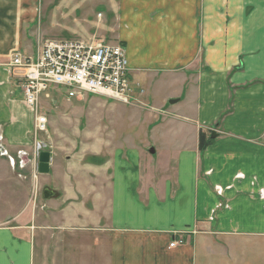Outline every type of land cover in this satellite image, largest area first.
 <instances>
[{
  "label": "crops",
  "instance_id": "0c3cea01",
  "mask_svg": "<svg viewBox=\"0 0 264 264\" xmlns=\"http://www.w3.org/2000/svg\"><path fill=\"white\" fill-rule=\"evenodd\" d=\"M260 1H233L231 37L240 41L230 49L231 62L210 64L188 86L186 74L172 73L194 64L186 34L196 38L198 18L188 13L190 31L186 0H120L114 38L126 50L131 78L177 79L178 90L157 100L172 117L149 130L152 162L172 175H143L137 149L129 161L118 153L113 165L82 161L69 174L51 156L49 173L38 172V204L0 226V264H264ZM221 4L206 9L205 38L224 36ZM45 16L40 0H0V149L11 154L32 150L33 113L9 64L16 53L35 56L49 33L39 25ZM207 133L216 138L201 150L200 134Z\"/></svg>",
  "mask_w": 264,
  "mask_h": 264
},
{
  "label": "rangeland",
  "instance_id": "374dc122",
  "mask_svg": "<svg viewBox=\"0 0 264 264\" xmlns=\"http://www.w3.org/2000/svg\"><path fill=\"white\" fill-rule=\"evenodd\" d=\"M40 1L46 8V16L39 25L49 31L40 43L48 39L73 40V36H76L79 37L78 39L95 38L100 43L120 45L114 38L117 28L115 8L120 4V0ZM233 1L235 0H186V21H188L186 25L190 31H193V23L188 13L191 16L196 14L194 16L198 18L196 38L191 39L189 33L186 34V41L190 43L186 47L190 54L188 60L194 64L186 66V71L172 73H175L173 76L176 77L186 74V79L190 81L188 86L196 85L197 77L202 71L211 68L210 64L216 61H223L225 64L231 62L230 49L240 41L231 37L230 29L235 24H233ZM215 2H222L221 6L217 5L216 11L219 19L223 20L224 36L205 38L204 21L209 17L206 9L214 7L209 4ZM259 3L261 5L262 0ZM192 6H195L194 11ZM259 9L261 11L262 8ZM51 33L53 36L50 35ZM213 49L217 50V53L213 58L215 61L212 59L210 61L209 52L214 51ZM237 70L238 68L234 67L232 73ZM13 73L14 70L11 69L14 77ZM160 73L163 75L164 72ZM132 78L131 91L125 101L86 92L71 98L68 89L51 88L48 97L42 96L38 109L39 114L42 113L48 119L47 131L43 133L35 132V111L28 106L33 113L32 150L11 154L0 149V226L6 225L20 214L27 204L35 207L40 200L42 193L38 181L39 154L37 153L39 144L42 145L43 151L46 150L50 153V157L56 160L61 166L59 172L62 171L64 174L70 173L71 165L82 166V161L85 164L110 161L113 165L114 160L118 159V153H121V159L129 161L131 152L137 149L142 153L140 164L143 175L149 178L156 175L157 180L172 175L171 170L166 171L167 168L162 169L152 162L153 157L149 152L152 146L149 142V130L172 117L171 112L159 109L157 100L165 97L173 87H177L173 82L175 78L171 79L170 84L165 80L164 83L152 79L151 76L138 83H135L134 76ZM176 90L178 87L174 91ZM222 119L223 116L219 122ZM210 131L217 132L218 129L211 130L210 127L209 133ZM213 142V138L211 140L208 133L200 134V148L202 144L207 148ZM120 149L123 151L119 152ZM22 160H25V166L22 165ZM55 171L57 172V168Z\"/></svg>",
  "mask_w": 264,
  "mask_h": 264
},
{
  "label": "built area",
  "instance_id": "2783aa9c",
  "mask_svg": "<svg viewBox=\"0 0 264 264\" xmlns=\"http://www.w3.org/2000/svg\"><path fill=\"white\" fill-rule=\"evenodd\" d=\"M9 66L21 82L26 104L35 111L36 133L47 131L48 119L38 109L42 96L48 97L51 88L68 89L71 98L86 92L117 101H125L131 91L124 46L100 43L95 38L48 39L39 43L35 56L14 54ZM41 152L39 144V156ZM22 165H26L25 160ZM182 243L174 241L171 247Z\"/></svg>",
  "mask_w": 264,
  "mask_h": 264
},
{
  "label": "water",
  "instance_id": "95a60500",
  "mask_svg": "<svg viewBox=\"0 0 264 264\" xmlns=\"http://www.w3.org/2000/svg\"><path fill=\"white\" fill-rule=\"evenodd\" d=\"M212 138H216V134L212 135ZM154 153V150H151ZM50 171V153L42 152L39 156L38 172L40 174H48ZM48 197V194H45Z\"/></svg>",
  "mask_w": 264,
  "mask_h": 264
},
{
  "label": "trees",
  "instance_id": "16d2710c",
  "mask_svg": "<svg viewBox=\"0 0 264 264\" xmlns=\"http://www.w3.org/2000/svg\"><path fill=\"white\" fill-rule=\"evenodd\" d=\"M201 148H202L201 150H204L206 148V145L205 144H202L201 145Z\"/></svg>",
  "mask_w": 264,
  "mask_h": 264
}]
</instances>
